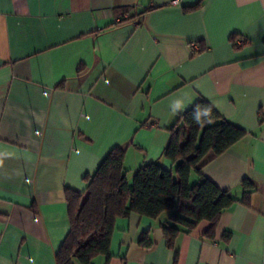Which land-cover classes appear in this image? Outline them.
Segmentation results:
<instances>
[{
	"label": "crops",
	"instance_id": "1",
	"mask_svg": "<svg viewBox=\"0 0 264 264\" xmlns=\"http://www.w3.org/2000/svg\"><path fill=\"white\" fill-rule=\"evenodd\" d=\"M200 100L246 132L202 167L237 200L173 246L169 213L119 217L93 264H264V0H0V264H57L67 188L114 148L130 184L175 169L170 129Z\"/></svg>",
	"mask_w": 264,
	"mask_h": 264
},
{
	"label": "trees",
	"instance_id": "2",
	"mask_svg": "<svg viewBox=\"0 0 264 264\" xmlns=\"http://www.w3.org/2000/svg\"><path fill=\"white\" fill-rule=\"evenodd\" d=\"M234 42L242 45L237 39ZM205 108L211 109V123ZM170 131L163 156L176 164L175 169L165 168L159 161L149 162L135 172L130 184L125 150L116 147L88 178L85 194L67 188L71 229L56 255L57 264H93L97 255L109 256L116 220L132 212L153 219L169 213L162 227L170 246L179 233L191 232L203 220L212 223L209 232L214 234L223 212L237 199L203 175L202 167L209 156L223 154L246 132L222 118L207 100L181 114ZM195 171L200 181L192 183ZM244 185L253 188L247 179ZM141 242L152 244L147 236Z\"/></svg>",
	"mask_w": 264,
	"mask_h": 264
},
{
	"label": "clouds",
	"instance_id": "3",
	"mask_svg": "<svg viewBox=\"0 0 264 264\" xmlns=\"http://www.w3.org/2000/svg\"><path fill=\"white\" fill-rule=\"evenodd\" d=\"M210 112H211V109L210 108H205V115L209 118L208 119V123H211L212 122L211 117H210Z\"/></svg>",
	"mask_w": 264,
	"mask_h": 264
},
{
	"label": "built area",
	"instance_id": "4",
	"mask_svg": "<svg viewBox=\"0 0 264 264\" xmlns=\"http://www.w3.org/2000/svg\"><path fill=\"white\" fill-rule=\"evenodd\" d=\"M179 2V0H172V3H178ZM242 43H244V40H238V44L240 45V44H242Z\"/></svg>",
	"mask_w": 264,
	"mask_h": 264
},
{
	"label": "rangeland",
	"instance_id": "5",
	"mask_svg": "<svg viewBox=\"0 0 264 264\" xmlns=\"http://www.w3.org/2000/svg\"><path fill=\"white\" fill-rule=\"evenodd\" d=\"M133 179V178H132Z\"/></svg>",
	"mask_w": 264,
	"mask_h": 264
}]
</instances>
